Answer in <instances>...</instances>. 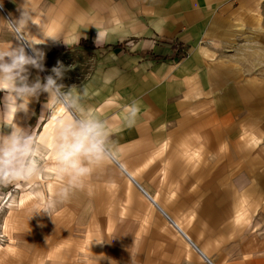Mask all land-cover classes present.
<instances>
[{"label": "crops", "instance_id": "crops-1", "mask_svg": "<svg viewBox=\"0 0 264 264\" xmlns=\"http://www.w3.org/2000/svg\"><path fill=\"white\" fill-rule=\"evenodd\" d=\"M13 1H1L10 6L8 14L0 5V22L18 20L23 6L31 14L26 27L30 37L25 34V38L44 53L43 71L26 66L29 84L37 77L43 82L54 75L51 69L59 62L66 71L58 81H72L65 87L74 85L72 91L79 95L84 114L106 124L133 125L135 135L129 142L138 141L150 149L165 141L175 144L178 139L184 146L199 147L202 157L223 155L221 144L229 136L224 125L232 121L219 120L220 112L210 106L214 98L209 91L224 80H240L234 78L240 74V53L247 58L251 54L264 57V0ZM17 3L19 8L13 10L11 4ZM98 31L106 33V39L96 44ZM20 42L26 53L33 55L28 42ZM41 94L30 98L26 112H16L9 105L3 123L24 126L32 119L39 100L48 97ZM215 100L218 103L219 99ZM133 106L136 113L130 122L127 110ZM190 134L195 137H188ZM111 161L139 191L131 188L125 193L120 200L124 209L148 213L159 236L154 238L157 242L152 249L143 247L138 264H162L169 248L176 250L175 264H264V250L252 248L255 238L235 237L234 231L233 236L216 232L208 247L195 245L170 220L169 229L162 227L156 209L165 213L156 200L124 167ZM170 229L186 240L190 253L180 254L182 249H178Z\"/></svg>", "mask_w": 264, "mask_h": 264}, {"label": "rangeland", "instance_id": "rangeland-1", "mask_svg": "<svg viewBox=\"0 0 264 264\" xmlns=\"http://www.w3.org/2000/svg\"><path fill=\"white\" fill-rule=\"evenodd\" d=\"M1 1L8 13L10 4ZM19 6L11 4L13 10ZM3 21L0 46H23L8 29L7 19ZM239 55L240 74L234 78L240 80H224L209 91L211 98L219 99L218 103L210 101L211 108L220 112L219 120L232 121L224 125L229 136L221 144L223 155L202 157L199 147L184 146L178 139L175 144L165 141L157 148L144 149L138 141H128L135 135L133 125L111 121L106 125L115 150L113 159L164 211L165 216L156 209L162 227L169 229L172 221L195 245L208 247L216 232L233 236L234 231L235 237L255 238L252 248L257 251L264 250V57ZM70 84L72 81L63 85ZM4 96L0 91L2 104ZM47 100L46 95L39 100L32 119L22 126L32 129L37 143L47 137L37 157L43 173L33 183L0 185V264H138L143 247L152 249L157 242L154 238L159 236L148 213L124 209L120 200L125 193L131 188L139 191L111 160L96 167L84 186L71 190L50 216L41 212L30 218L33 210L45 207L65 183L55 172L52 147L63 111L57 107L50 115L44 109ZM3 131L9 133L5 128ZM231 225L234 229H227ZM173 234L178 249H182L180 254L190 253L186 240ZM169 249L162 264L177 261L176 250Z\"/></svg>", "mask_w": 264, "mask_h": 264}, {"label": "clouds", "instance_id": "clouds-1", "mask_svg": "<svg viewBox=\"0 0 264 264\" xmlns=\"http://www.w3.org/2000/svg\"><path fill=\"white\" fill-rule=\"evenodd\" d=\"M20 18L9 23L14 36L18 40L28 42L33 55H28L21 45L0 46V91L5 93L3 108L0 109V185L6 186L17 182L33 183L43 173L41 161L37 158L42 145L47 143V137H41L39 143L29 127H21L14 123L2 122L3 113L9 105L15 111H27L30 98H38L41 92L48 94L44 109L50 112L57 107L63 109V114L57 122L53 139L55 157V172L65 183L61 184L56 196L47 200L45 207L33 210L34 214L41 212L50 216L57 203L66 200L70 191L82 188L84 181L96 167L114 158V146L110 142L107 125L104 121L88 117L79 104V95L74 94L71 86L66 88L62 79L66 69L57 62L51 69L54 75H48L42 82L39 77L29 84L27 67L32 66L43 71L44 53L37 51L28 35L26 27L31 21L30 12L23 6ZM106 39V33L98 31L95 43ZM10 94V99H9ZM128 119L131 122L136 108L130 107ZM44 115V113H41ZM11 131L5 133L4 127ZM29 218V219H30Z\"/></svg>", "mask_w": 264, "mask_h": 264}, {"label": "bare ground", "instance_id": "bare-ground-1", "mask_svg": "<svg viewBox=\"0 0 264 264\" xmlns=\"http://www.w3.org/2000/svg\"><path fill=\"white\" fill-rule=\"evenodd\" d=\"M62 111H63V109H62Z\"/></svg>", "mask_w": 264, "mask_h": 264}]
</instances>
